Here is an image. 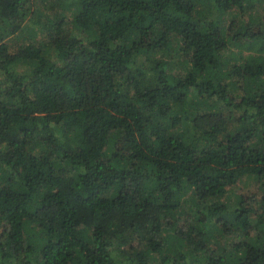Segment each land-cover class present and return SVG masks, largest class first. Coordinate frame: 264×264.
I'll list each match as a JSON object with an SVG mask.
<instances>
[{
  "label": "trees",
  "instance_id": "trees-1",
  "mask_svg": "<svg viewBox=\"0 0 264 264\" xmlns=\"http://www.w3.org/2000/svg\"><path fill=\"white\" fill-rule=\"evenodd\" d=\"M0 264H264V0H0Z\"/></svg>",
  "mask_w": 264,
  "mask_h": 264
}]
</instances>
